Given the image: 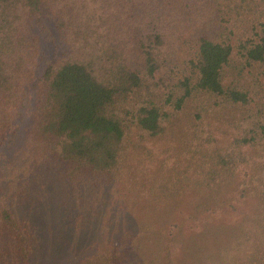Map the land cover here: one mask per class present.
Masks as SVG:
<instances>
[{"label": "trees", "instance_id": "16d2710c", "mask_svg": "<svg viewBox=\"0 0 264 264\" xmlns=\"http://www.w3.org/2000/svg\"><path fill=\"white\" fill-rule=\"evenodd\" d=\"M1 153L0 264H31L41 211L80 237L119 185L177 220L119 218L75 264H264V0H0Z\"/></svg>", "mask_w": 264, "mask_h": 264}, {"label": "rangeland", "instance_id": "374dc122", "mask_svg": "<svg viewBox=\"0 0 264 264\" xmlns=\"http://www.w3.org/2000/svg\"><path fill=\"white\" fill-rule=\"evenodd\" d=\"M44 25V28L39 33L44 45V55L41 65L51 55L53 49L52 39L56 35L52 29L50 20L45 19ZM1 155L2 153L0 157ZM1 175L0 170V183L2 180ZM114 188L115 192L112 193L114 194L112 199L104 207L102 206L99 221H94L93 227L86 230V233L82 231L80 237L63 234L62 230L54 227L56 224L49 220L53 216H49V218L46 211H41L38 214V218L40 220L39 227L42 238L32 257L31 264H75L80 258L94 253L98 248L110 245L120 237L118 236L120 232H117L116 227L119 218H123L126 225L128 223L129 229H133V226L136 225L141 226L144 222L148 221L160 227L177 220L174 216V212L177 211L163 210L151 213L146 208L147 204L143 200L137 198L122 185ZM187 204L189 203L187 202ZM187 204L183 203L180 205ZM180 208L183 209V207ZM230 215L234 217L235 212H231ZM179 216L185 219L184 223L186 226L191 225V221L187 219L186 214H179ZM227 220L228 215L226 213L218 214L212 219L209 226L208 224H204L206 230H201L205 231L204 233L200 235L190 233L187 242H183L182 245L184 247L183 252H186L185 255L192 258V252H199L198 246L202 245L205 240L211 239L212 236L221 235L224 241V235L226 234L224 230H226ZM118 229L121 231L122 228L119 227ZM186 230L188 231V229ZM199 253V255L194 254L193 259L196 261V264H209L216 259V255L210 252L202 251ZM186 260L188 261L189 259L187 257H185V260L182 258V262ZM192 264H195L194 261H192Z\"/></svg>", "mask_w": 264, "mask_h": 264}]
</instances>
